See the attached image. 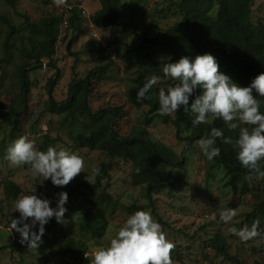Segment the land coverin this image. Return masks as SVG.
Here are the masks:
<instances>
[{
  "label": "trees",
  "instance_id": "16d2710c",
  "mask_svg": "<svg viewBox=\"0 0 264 264\" xmlns=\"http://www.w3.org/2000/svg\"><path fill=\"white\" fill-rule=\"evenodd\" d=\"M9 7H14L17 0H3ZM52 0H41L48 6ZM255 0H176L173 15L179 19L160 33L151 34L155 27L154 22H149L140 34H135L129 43H123L117 28L118 21L123 17L124 0H98L99 9L86 16L77 4L66 0L59 15L45 14L39 21L32 23L24 17V35L18 39L22 55L21 63L14 68L11 84L6 90L7 102H3L4 93H0V110L5 109V118L0 122V151L17 137L16 133L23 127L24 122L31 117L30 91L32 83L29 81L31 72L46 67L54 70V75L46 81L48 98L44 102V110L37 116L44 114L55 115L57 123L66 129L73 150H90L100 152L106 160L97 163L99 174L92 183L78 182L68 189V203L74 195L85 198V194H93L87 201V209L81 214L79 230L92 240L101 239L108 227L107 217L114 210V203L107 193L110 180V170L113 160H120L129 165V180L133 187H141L144 191L146 206L131 204L124 210L134 213L137 210L152 209V196L162 192L176 193L184 183V167L187 163L185 153L193 149V144L200 137L207 136L215 127L221 130L222 136L215 138V146L220 149V154L211 160L206 158V174L208 177L220 166L221 179L225 187L238 201L250 195L253 204L249 210L241 215V219L233 224L240 229L244 226L251 227L258 221V230L264 233V177H257L256 170L241 166L236 159L232 146L224 142V138L235 140L239 127H248L239 121L236 129L227 128L220 119H206L204 122L193 126V114L180 107L171 115H161L158 111V90L167 87L172 81L166 79L161 71L165 63L175 62L181 56L193 57L198 54L210 53L214 56L218 71L230 76L240 86H246L250 80L260 72H264V20H252V6ZM131 4H127L130 9ZM1 20L4 18L1 16ZM101 35L90 38L83 47V53L95 55L97 65L84 77H73L68 84V95L65 100L55 101L53 90L59 79L56 66V42L61 34V29L67 33L79 32L83 24ZM7 37L1 47L3 54L8 55V46L11 38L19 34L12 23L7 21ZM109 31L107 36L103 34ZM20 37V36H19ZM105 37V38H104ZM121 60L127 58L132 68L133 76L129 77V88L126 100L129 106L145 107L141 115L140 125L133 126L126 136L118 133L117 122L122 116L120 107H105L92 112L89 107V92L96 82L108 80V71L111 62L108 50ZM124 50L122 55L118 53ZM76 56V54H75ZM4 57H0V68L5 64ZM77 60L74 61V63ZM104 63V64H103ZM153 75L158 82L154 83L146 93V98L137 102L136 92L144 82ZM5 92V95H6ZM197 89L190 96L189 103ZM260 101L259 111L264 113V97L255 94ZM5 99V100H6ZM26 118H23V117ZM36 120L31 129L36 125ZM154 121L171 124L176 130V136L185 141V145L178 156L173 150L161 143L150 132ZM37 122V121H36ZM8 124V125H7ZM51 125V123H49ZM187 128L189 135L181 137L182 128ZM57 139L42 136V142L37 150L45 151ZM30 165H23L24 168ZM257 168L264 170V158L257 161ZM256 182V186L254 183ZM0 189L4 199L13 202L21 193L20 187L14 182L2 179L0 176ZM239 202H230L226 209H235ZM153 216L161 226L162 220L154 210ZM219 220V216H216ZM36 227L33 228V231ZM229 238L235 239L231 233ZM256 241V238L252 239ZM260 240V238H259ZM264 243L255 247L254 252L263 249ZM12 251L32 249L27 243H20V235L16 232V239L9 245ZM215 255L231 261L228 256V246L220 232H216L207 242ZM38 251H56L57 255L71 260V264H90L91 259L85 256L87 251L86 241L67 237L63 233L62 223H57L55 218H50L44 225ZM209 260L208 257H204Z\"/></svg>",
  "mask_w": 264,
  "mask_h": 264
},
{
  "label": "rangeland",
  "instance_id": "374dc122",
  "mask_svg": "<svg viewBox=\"0 0 264 264\" xmlns=\"http://www.w3.org/2000/svg\"><path fill=\"white\" fill-rule=\"evenodd\" d=\"M69 1L74 5H79L86 16L100 7L98 0ZM175 1L124 0L123 4L126 6L123 17L120 18L117 25V28L122 30L119 34L120 39L123 43H129L134 35L136 33L140 34L149 22L156 24L150 31L151 34H158L171 26L179 19L178 16L172 14L174 11L172 3ZM128 3L131 4L130 9L127 8ZM65 4L57 6L52 0L50 5L45 6L41 0H17L12 8L3 0H0V17L4 18V20L0 19V57L7 60L4 66L0 68V93H4L2 94L4 97L3 102H7L6 98H9L6 90L11 84L14 68L21 63L23 57L19 52V48L23 45L21 46L20 40L18 41L19 38L25 36L23 16H26L30 22L35 23L45 14L59 15ZM257 19L264 20V0H255L253 3L252 20L256 21ZM7 21L19 30V34L10 39L12 41L9 42L8 55H4L1 47L8 34L6 30ZM88 25L85 23L79 32H69L66 35L64 29H61V34L56 42L55 58L59 79L53 90L55 101H62L67 98L68 84L73 77L82 78L97 65L96 56L85 54L82 50L84 44L94 37L93 33L96 34V37L101 35ZM108 34L109 31L103 35L107 36ZM108 52L110 54L109 62H111L107 75L109 79L94 83L89 92V107L92 112L105 107H120L122 116L117 122L118 133L121 136H126L133 126L140 125L141 115L146 108L128 105L126 94L129 88V77L133 76L132 68L129 66L127 58L119 60L111 49ZM124 52L122 50L118 54L122 55ZM75 60L77 61L74 63ZM54 73V70L44 67L29 74V81L32 83L29 94L32 112L31 115L26 117H33L28 118L24 122V128L22 127L16 134L24 135L32 140L36 149L42 142L43 135L51 139H57L48 147L64 148L79 155L84 162L82 171L74 176L68 184L55 186L49 178L33 175L30 166L26 168L23 165L10 166L7 160L4 159L7 143L3 147V154L0 151V176L2 179L10 180L20 187L21 193L17 198L33 193L38 198L48 199L50 207H55V202L61 191L67 192L69 188L78 182L89 183L84 179L89 169L96 166L98 162L106 160L98 151L73 150L70 147L71 142L67 130L57 123L55 115L43 113L41 116H37L44 110L43 104L48 98L45 87L46 81ZM163 80L165 81L166 78ZM5 112V109L0 110V122L5 118ZM170 115L173 116V114ZM34 120L37 122L35 121L36 125L31 129L30 126L34 123ZM150 132L178 156L181 154L185 141L176 136V130L171 124L154 121L150 126ZM188 135L187 128H182L180 136L183 138ZM192 147L191 152L184 154L187 163L183 171L184 183L182 188L176 193L162 192L153 195L151 202L153 208L144 210L150 212L152 218L156 221L157 219L151 213V210H154L164 223L161 226L162 231L166 239L174 244L173 249L170 251L171 264H264V245L262 250L254 252V248L260 244L259 238H256V241L252 239L241 241L237 235H235V239L229 238L231 232L228 229L233 227V224L239 221L241 215L247 212L253 204L250 195H246L238 201V198H235L231 192L223 187L221 166L208 177L205 172L206 158L203 156L197 142ZM128 174V164L120 160L112 161L107 193L114 203V210L107 217L108 227L100 240H92L79 230L81 214L88 206L86 199L91 198L93 194H85V198L74 195L63 213V233L67 237L85 240L87 244L85 256L89 259H92V254L96 249L109 243L124 220L133 214L125 211L124 207L131 204L138 206H146L147 204L143 189L133 187L130 184ZM254 186H256V182ZM236 200L239 204L234 209L235 215L232 219L227 223L219 221L216 217L219 211L226 209L230 202ZM12 203L11 200L9 202L4 199L3 191L0 189V264H71V260L57 255L55 250L51 252L35 249H25L20 252L11 250L9 245L15 241L16 231L14 229L9 230L8 226L11 219L19 217V213L12 210ZM25 223H27V220H25ZM35 227L33 226V228ZM217 231L225 239L231 261L218 257L209 247H206L207 242ZM204 257H208L209 260H205Z\"/></svg>",
  "mask_w": 264,
  "mask_h": 264
},
{
  "label": "clouds",
  "instance_id": "9594fccd",
  "mask_svg": "<svg viewBox=\"0 0 264 264\" xmlns=\"http://www.w3.org/2000/svg\"><path fill=\"white\" fill-rule=\"evenodd\" d=\"M57 6L66 0H53ZM161 71L164 78L172 81L167 87L158 90V111L161 115L174 114L183 110L193 114L191 124L196 126L206 119H222L227 128L236 129L239 121L248 127H239L235 140L224 138L232 146L236 159L241 166L256 170L257 177H264V170L257 168V161L264 158V113L259 111L260 101L255 94L264 97V72L255 75L246 86H240L229 75L218 71V64L210 53L193 57L181 56L175 62L165 63ZM157 81L153 75L136 92L137 102L146 98V93ZM199 89L189 103L190 96ZM220 129L213 127L207 136L200 137L197 144L203 155L211 160L219 156L220 149L215 146V138L221 137ZM4 159L10 166L30 165L33 175L49 178L55 186H63L82 171L83 159L64 148L48 147L46 151L37 150L32 140L21 135L5 149ZM99 167L92 166L84 179L91 183L99 174ZM67 202V193L61 191L50 207L46 198H38L33 193L22 195L12 203V210L19 213L9 223L20 235V243L36 249L44 232V225L50 218L64 223L63 213ZM235 215L233 209L219 211V221L227 223ZM30 218V219H28ZM27 220V223H25ZM33 226L36 230L33 231ZM241 241L260 238L264 243V233L258 230V221L251 227L237 230L230 227ZM174 244L167 240L161 225L150 212L137 210L129 215L118 228L106 246L99 247L92 254L90 264H171L170 251Z\"/></svg>",
  "mask_w": 264,
  "mask_h": 264
}]
</instances>
